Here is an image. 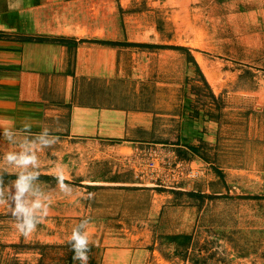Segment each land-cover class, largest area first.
<instances>
[{"label": "crops", "instance_id": "crops-1", "mask_svg": "<svg viewBox=\"0 0 264 264\" xmlns=\"http://www.w3.org/2000/svg\"><path fill=\"white\" fill-rule=\"evenodd\" d=\"M259 1L260 5L264 3ZM154 2L149 0V5L154 7ZM200 2L197 0V9ZM139 6L134 0H0V128L20 129L29 123L34 133L47 126L59 137L55 146L38 153L40 175L53 176L56 166L63 162L74 166L82 158L78 156L81 151L90 145L114 147L115 151L128 153L121 154L125 161L132 158L133 150L144 144L199 146L187 126L199 121L191 113L194 104L189 98V87L198 90L202 84L209 85V79L196 54H191L194 61H188L186 55L176 57L174 48L162 47L170 44L152 36L150 23L145 19H154L152 10H139ZM224 7L221 2L212 10ZM232 7L231 10H236ZM239 10L248 8L239 7ZM252 10L259 9L256 6ZM181 94L184 97L179 100ZM243 102L244 117L250 115L255 120V108L258 112L264 111L259 98L247 97ZM224 127L221 121L217 123L210 130L211 137L213 133L215 139L217 135L220 137ZM0 138L4 150H13L15 146L3 140L2 129ZM232 151L228 152V159L232 156L235 161ZM131 162L126 165L129 171H133ZM234 165L233 170H237L238 166ZM221 173L224 174L222 170ZM239 173L247 172L239 167ZM117 175H111L110 181L79 179L80 185H87L83 189L88 187L95 194L94 201L90 204L79 201L81 208L75 202L52 211L59 215L60 212L73 214L71 222L84 215L83 218L90 219L91 230L100 227L96 223L108 225L115 234L112 239L118 241L129 239L130 236L123 235L133 231L132 222H136L137 230L143 224L160 223L159 219H163L162 225L172 220L176 221L175 229L184 227L182 219L189 215L192 206L187 198L196 195L170 191L167 204H160L149 186L139 187L134 182L130 183L133 186H110L124 183L120 172ZM207 177L208 182L203 181L199 192L221 195L226 192L225 186L229 183L225 184L224 175L223 178L218 174L217 178ZM211 178L217 181L211 183ZM40 180L45 182V188L57 186L56 183L48 185L49 180ZM53 220L56 222L58 217ZM42 231L38 226L35 237L43 238ZM134 240L133 248L126 253L132 257L117 260V264H142L138 256L146 254L145 244L142 236ZM137 244L142 246L139 248ZM155 251L153 247L152 253ZM41 252L37 250V254ZM21 258L15 257L10 263L0 260V264L32 262ZM69 264H74L72 258ZM97 264L105 262L100 257Z\"/></svg>", "mask_w": 264, "mask_h": 264}, {"label": "rangeland", "instance_id": "rangeland-1", "mask_svg": "<svg viewBox=\"0 0 264 264\" xmlns=\"http://www.w3.org/2000/svg\"><path fill=\"white\" fill-rule=\"evenodd\" d=\"M134 1L140 5L139 10L153 12V20L145 18L150 23V34L172 46L187 47L191 54L199 57L198 60L209 79L210 84H202L198 90L189 87V98L194 104L192 108L196 110L193 119L199 121L196 124L191 121L187 126L193 133L194 143L199 145L200 156L188 151L190 156L187 164L183 160L184 163L179 164L180 171L175 176L177 181L183 180L181 170L184 172L187 165L191 166L196 175L192 179H186L183 187L201 195L187 198L192 206L189 215L182 219L184 227L180 230L175 229L173 225L176 221L172 220L164 225L160 224L163 219H159L160 223L154 221L150 225L143 224L142 227L140 225L141 230L134 228L137 224L132 222L130 225L133 231L123 235L124 238L130 236L129 239L118 241L112 239L111 236L115 234L111 233L108 225L96 223L100 226L97 230H91L89 226L88 230L95 245H90L89 264H97L100 257L105 264L130 259L132 256L126 253L133 248L137 236H142L146 248V254L144 252L138 256L142 264H182L181 257L185 264H264V200L230 197L264 194V111L258 112L255 108L254 120L250 115L244 117L245 109H242L245 106L243 100L250 97L259 98L264 110V9L260 10L264 3L260 5L258 0H200L201 4L197 9V0H155L154 7L149 5V0ZM221 2L225 4V9L212 10ZM231 6L236 10H231ZM245 6L248 10H239V7L243 9ZM256 6L259 10H252ZM157 18L158 21L154 22ZM156 25L160 27L157 28ZM176 50V57L185 56L182 50ZM181 95L179 100L184 97V94ZM220 121L226 127L221 131V136L217 135L215 139L214 133L211 137L210 130L213 131ZM84 149L78 155L82 158L74 165L78 168L64 162L62 165L65 171L69 168L66 176L74 188L72 197L63 196L57 186L53 189L43 186L52 197L49 214L38 225L43 229V238H36L35 233L28 238L21 236L16 231L7 209L0 207V238L3 240L0 241L1 261L10 263L13 258L22 256L21 260L24 262L32 260L29 264L36 261L38 264H69L74 253L67 244V238L72 227L84 215L71 222L73 214L60 212L59 215L52 210L75 202L79 204V201L83 204L85 199L79 196L85 191L82 186L87 185H80V180L110 181L109 178L120 172L121 181L124 183L110 186L127 187L133 186L130 183L134 182L140 184L137 186L146 188L147 184L158 182L162 176V173L156 171L148 173L145 179L137 180L136 174L126 167L128 163L121 155L124 152L115 151L114 147L97 145L86 146ZM232 149L236 156L235 161L232 156L228 159V152ZM6 150L0 142V157ZM232 163L238 166L237 170H233ZM214 166H220L218 168L224 172L225 184L227 181L229 185L226 184L223 195L208 191L202 194L199 191L203 181L208 182L207 176L217 178ZM239 167L247 173L240 174ZM212 178L209 182L217 181ZM12 180L15 179L3 178L5 185ZM49 181L48 185L56 183L53 179ZM150 188L156 193V202L167 204L170 189ZM86 191L91 192L88 187ZM85 201L90 204L94 200ZM57 217L58 220L54 222L53 219ZM172 236L173 239L170 238ZM141 246L138 245L139 248ZM153 247L156 251L152 253ZM27 250L32 258L29 252H24ZM37 250H41V254H37ZM72 262L79 264L73 259Z\"/></svg>", "mask_w": 264, "mask_h": 264}, {"label": "clouds", "instance_id": "clouds-1", "mask_svg": "<svg viewBox=\"0 0 264 264\" xmlns=\"http://www.w3.org/2000/svg\"><path fill=\"white\" fill-rule=\"evenodd\" d=\"M2 138L14 145L13 150L6 151L0 157V207H5L14 221L16 231L28 238L37 231L49 214L52 204L51 195L45 191L40 178V159L38 153L52 148L59 141V137L52 134L47 126H42L39 132L32 131V125L24 123L20 129L14 126L0 128ZM7 173L15 175L16 179L4 184L3 176ZM59 192L65 197L74 195V188L65 174V168L58 165L53 172ZM187 192L188 189L176 190ZM172 192V191H171ZM95 194L86 190L79 198L92 200ZM90 219L82 218L72 227L67 238V244L73 251L72 259L79 264H89V252L95 246L89 232Z\"/></svg>", "mask_w": 264, "mask_h": 264}, {"label": "built area", "instance_id": "built-area-1", "mask_svg": "<svg viewBox=\"0 0 264 264\" xmlns=\"http://www.w3.org/2000/svg\"><path fill=\"white\" fill-rule=\"evenodd\" d=\"M133 152L134 153H130L132 158L130 160L127 159L126 162L132 161V169L136 174L135 179H145L148 173L152 174L156 171L162 173L158 182L152 183V185L147 184L146 186L156 187V189H170L171 191L182 190L186 179H192L196 175V171H194L191 166L189 167V165H187L186 170L184 172L181 170L180 172L184 179L179 181L176 180V173L180 171V168H178L179 164H181V162L184 163V159L180 158L176 153L174 145L162 142L144 144L141 148L133 150ZM186 161L185 164H187ZM187 182L185 184H187Z\"/></svg>", "mask_w": 264, "mask_h": 264}, {"label": "trees", "instance_id": "trees-1", "mask_svg": "<svg viewBox=\"0 0 264 264\" xmlns=\"http://www.w3.org/2000/svg\"><path fill=\"white\" fill-rule=\"evenodd\" d=\"M162 47H170V48H174V49H179V50H182L186 57H187V60L188 61H194V58L193 56L191 55L189 49L185 46H175V45H168V46H162ZM197 71H199L198 69V66L196 67ZM199 74L201 75L200 71H199ZM191 106V105H190ZM191 113L193 115L196 114V110L193 109V111H191ZM191 119V118H189ZM177 146H175V150L177 151V154L179 155L180 158L184 159L185 161L188 159V157L190 156V153H188V151H190L191 153L193 154H197L199 153V147H196L195 145H190L189 143H186V144H181V143H176ZM186 146L184 149L182 146ZM177 148V149H176ZM200 156V155H198ZM214 171L221 177L223 178V174L221 173V170L218 169L216 166H214ZM3 178H5L6 180H11V179H16V176L15 175H9V174H4ZM39 179H42V180H50V179H54L53 176H50V175H40V178ZM68 182V181H66ZM177 193H187V194H193V195H196V196H200L201 194L198 193V192H195L194 190H190V191H187V192H183V191H177ZM230 197H239V198H252V199H258V198H263L264 199V195H257V194H253V195H237V196H230Z\"/></svg>", "mask_w": 264, "mask_h": 264}, {"label": "bare ground", "instance_id": "bare-ground-1", "mask_svg": "<svg viewBox=\"0 0 264 264\" xmlns=\"http://www.w3.org/2000/svg\"><path fill=\"white\" fill-rule=\"evenodd\" d=\"M199 58V57H198Z\"/></svg>", "mask_w": 264, "mask_h": 264}]
</instances>
